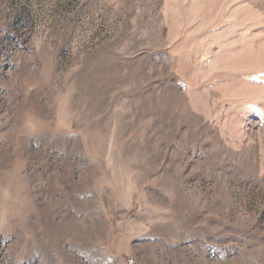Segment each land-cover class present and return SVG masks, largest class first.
Masks as SVG:
<instances>
[{
    "label": "rangeland",
    "instance_id": "1",
    "mask_svg": "<svg viewBox=\"0 0 264 264\" xmlns=\"http://www.w3.org/2000/svg\"><path fill=\"white\" fill-rule=\"evenodd\" d=\"M0 264H264V0H0Z\"/></svg>",
    "mask_w": 264,
    "mask_h": 264
}]
</instances>
